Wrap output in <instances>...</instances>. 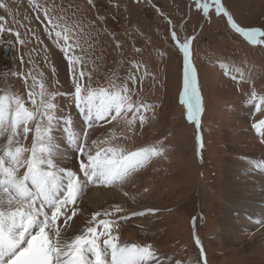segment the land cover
<instances>
[{
    "label": "rangeland",
    "instance_id": "1",
    "mask_svg": "<svg viewBox=\"0 0 264 264\" xmlns=\"http://www.w3.org/2000/svg\"><path fill=\"white\" fill-rule=\"evenodd\" d=\"M38 2L42 6L58 5L66 10L69 20H79L88 26L85 28L87 35L81 36L84 51L79 48L76 51L86 57L84 70L92 73L93 87H106L114 73L120 78L126 77L133 61L141 63L151 74L135 87L142 102L155 105L154 114L142 128L137 124L136 135L130 141L121 142L135 149L163 141L165 156L154 159L123 189L107 188L129 195L126 201H112L99 210L119 204L128 212L147 208L159 211L121 222L120 238L141 245L150 243L161 258H171L167 264L176 261L183 264L192 252L200 251L195 244L200 229L209 264H243L240 252L229 245L222 224L227 204V160L247 161L248 158L231 151L228 135L244 138V134L253 131L260 136L252 124L264 118V113H256L254 105L246 103V94L253 87L258 93H264V44H250L231 28L223 14L215 13L214 7L205 16L196 7V0ZM0 3L6 5L0 7V17L4 18L0 23L13 30L0 38V89L8 85L12 91L26 94L22 78L12 73L27 72L35 65L36 72L43 73L51 91L71 92L66 59L45 31L46 21L41 23L45 20L43 13L35 11L30 0H0ZM222 3L242 27L264 30V0H222ZM38 15L39 20L36 19ZM172 30L181 42L195 36L191 59L204 106L199 129L187 119L186 106L180 101L184 57L171 37ZM16 31L21 33L24 45L17 42ZM5 46L11 48L9 57L1 55ZM53 67L55 73L51 71ZM235 68L244 72V81L239 80ZM232 75H236L237 80H233ZM56 102L62 110L68 111V97L58 96ZM71 113L75 122L81 120L74 107ZM115 126V123L105 125L94 131L92 138ZM53 134L64 138L60 128ZM198 134L202 137L203 148ZM30 143L31 134L25 141L26 145ZM142 205L146 206L137 210V206Z\"/></svg>",
    "mask_w": 264,
    "mask_h": 264
},
{
    "label": "snow or ice",
    "instance_id": "2",
    "mask_svg": "<svg viewBox=\"0 0 264 264\" xmlns=\"http://www.w3.org/2000/svg\"><path fill=\"white\" fill-rule=\"evenodd\" d=\"M30 3L35 11L43 13L45 20L41 23L46 21L47 35L66 59L73 90L51 91L43 73L36 72L35 65L27 72L12 73L22 78L26 94L14 92L8 85L0 89V264H167L171 258H161L152 244L141 245L120 238L121 222L155 213L158 209L128 212L117 204L110 209L93 211L84 219L85 226H75V220L83 216L81 204L89 187L123 189L154 159L165 156L163 141L135 149L121 142L130 141L136 135L137 124L142 128L154 114L155 105L142 102L135 87L151 74L141 63L133 61L126 77L120 78L114 73L106 87H93L92 73L84 70L86 57L76 51L78 48L84 51L81 36L87 35L88 26L79 20H69L66 10L58 5L42 6L38 0H30ZM0 7L6 5L0 3ZM196 7L205 16L214 7L215 13L223 14L231 28L250 44H264L261 39L264 30L242 27L222 0H196ZM3 20L0 17V21ZM5 32L13 30L0 23V38ZM14 35L20 45L25 44L19 31ZM171 37L184 57L180 101L186 106L187 119L199 129L204 106L191 59L195 36L181 42L172 30ZM117 47H120L119 42ZM29 63L33 62L29 60ZM51 71L55 73V68ZM235 72L239 73L240 81L245 80L240 68H235ZM231 78L237 80L236 75ZM61 95L69 99L68 111L62 110L56 102ZM246 95V103L254 105L256 113H264V93H258L253 87ZM134 96L137 98L133 99ZM73 107L81 117L79 124L71 113ZM113 123L115 127L92 138L94 131ZM252 127L264 137V118L255 121ZM57 128L63 132L66 145L78 156L75 169L60 163V144L53 134ZM30 134L31 143L26 145ZM197 139L203 148L199 134ZM253 167L264 170V161L256 162ZM124 195L129 193L124 192ZM258 223L264 224V221ZM195 244L204 256L198 235ZM203 264H207L206 257Z\"/></svg>",
    "mask_w": 264,
    "mask_h": 264
},
{
    "label": "bare ground",
    "instance_id": "3",
    "mask_svg": "<svg viewBox=\"0 0 264 264\" xmlns=\"http://www.w3.org/2000/svg\"><path fill=\"white\" fill-rule=\"evenodd\" d=\"M76 123L79 124L80 119ZM255 136L253 131L244 134V138L228 135L232 143L231 151L244 154L248 158L247 161L236 158L227 160L225 181L227 204L222 224L229 245L240 252L243 264H264V224L258 223V221H264V170L253 167L256 162L264 161V139L261 142L256 137L262 136ZM56 137L62 153L61 165L75 169L78 156L66 145L63 137L60 138L59 134ZM236 143H242L245 146L239 147ZM126 200V196L121 191L103 186L89 187L81 204L83 216L75 220V226H85L84 219L106 204ZM145 206H137V210ZM198 236L204 249V256L200 255V251H194L183 264H194L197 260L203 264V259L205 257L207 259L200 229H198ZM207 264H209L208 259Z\"/></svg>",
    "mask_w": 264,
    "mask_h": 264
},
{
    "label": "water",
    "instance_id": "4",
    "mask_svg": "<svg viewBox=\"0 0 264 264\" xmlns=\"http://www.w3.org/2000/svg\"><path fill=\"white\" fill-rule=\"evenodd\" d=\"M10 51H11L10 46H5L1 51V55L5 56V57H9Z\"/></svg>",
    "mask_w": 264,
    "mask_h": 264
}]
</instances>
